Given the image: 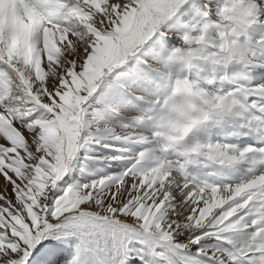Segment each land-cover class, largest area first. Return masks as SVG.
<instances>
[{"label":"snow or ice","instance_id":"1","mask_svg":"<svg viewBox=\"0 0 264 264\" xmlns=\"http://www.w3.org/2000/svg\"><path fill=\"white\" fill-rule=\"evenodd\" d=\"M0 180V264H264V0H0Z\"/></svg>","mask_w":264,"mask_h":264},{"label":"rangeland","instance_id":"2","mask_svg":"<svg viewBox=\"0 0 264 264\" xmlns=\"http://www.w3.org/2000/svg\"><path fill=\"white\" fill-rule=\"evenodd\" d=\"M205 71H208V68L207 67H205ZM210 88H212V89H214V85H212V86H209ZM225 87H227V85H225ZM0 183H3V181L2 180H0Z\"/></svg>","mask_w":264,"mask_h":264}]
</instances>
